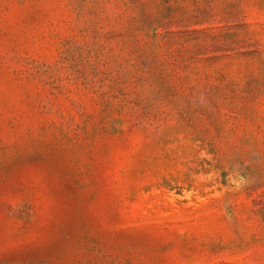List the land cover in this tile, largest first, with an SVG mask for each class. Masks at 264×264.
Instances as JSON below:
<instances>
[{
  "label": "rangeland",
  "instance_id": "rangeland-1",
  "mask_svg": "<svg viewBox=\"0 0 264 264\" xmlns=\"http://www.w3.org/2000/svg\"><path fill=\"white\" fill-rule=\"evenodd\" d=\"M0 264H264V0H0Z\"/></svg>",
  "mask_w": 264,
  "mask_h": 264
}]
</instances>
